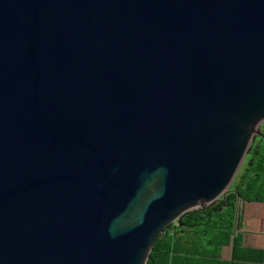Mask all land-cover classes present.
<instances>
[{"label":"water","instance_id":"1","mask_svg":"<svg viewBox=\"0 0 264 264\" xmlns=\"http://www.w3.org/2000/svg\"><path fill=\"white\" fill-rule=\"evenodd\" d=\"M263 124L264 0H0V264H146Z\"/></svg>","mask_w":264,"mask_h":264},{"label":"trees","instance_id":"2","mask_svg":"<svg viewBox=\"0 0 264 264\" xmlns=\"http://www.w3.org/2000/svg\"><path fill=\"white\" fill-rule=\"evenodd\" d=\"M257 203H264L261 137L253 143L229 190L214 205L189 212L181 221L171 223L154 243L146 264H200L209 258L225 256L224 249L229 246L232 252L227 255L238 258L236 247L251 221L247 210H256Z\"/></svg>","mask_w":264,"mask_h":264},{"label":"crops","instance_id":"3","mask_svg":"<svg viewBox=\"0 0 264 264\" xmlns=\"http://www.w3.org/2000/svg\"><path fill=\"white\" fill-rule=\"evenodd\" d=\"M255 208L247 210L251 217V228L242 232L236 253L238 258H231L227 253L232 252V247L225 248V256L209 258L200 264H264V203H257Z\"/></svg>","mask_w":264,"mask_h":264},{"label":"rangeland","instance_id":"4","mask_svg":"<svg viewBox=\"0 0 264 264\" xmlns=\"http://www.w3.org/2000/svg\"><path fill=\"white\" fill-rule=\"evenodd\" d=\"M262 129H263V131H264V124H263V126H262Z\"/></svg>","mask_w":264,"mask_h":264}]
</instances>
